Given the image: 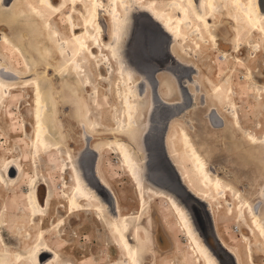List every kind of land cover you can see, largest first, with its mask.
I'll use <instances>...</instances> for the list:
<instances>
[{
    "label": "bare ground",
    "instance_id": "1",
    "mask_svg": "<svg viewBox=\"0 0 264 264\" xmlns=\"http://www.w3.org/2000/svg\"><path fill=\"white\" fill-rule=\"evenodd\" d=\"M261 3L262 0H59V3L55 5L52 0H0V27L5 29L0 32V103L18 88V79L33 75L34 68L32 65L30 66L27 60L28 54L24 49H21V42L18 44L11 37L15 34V26L17 27L19 23L23 22L27 25L29 20L39 24L44 39L58 51V55L61 57L60 62L55 66L57 71L55 74L61 76L75 75L88 83L85 87L91 86L87 64L91 62L90 60L98 61L97 57H101V64L107 69V73L117 76L116 96L119 107L115 109L114 116L117 127L103 134L107 136L105 147L111 149L118 156V164H120L124 176L135 191L137 210L126 212L128 209L122 206L115 188L103 171L101 162L103 151H101V145L98 143H93L91 147L82 150L80 157L73 156L70 151L66 153L67 165L65 163L63 165L69 171V184L63 178L65 181L63 186L67 190H63L57 200V208H61L63 213H66L67 218L71 219L82 213H87L91 216L86 223L92 226H100L105 230L111 244L115 247L116 255L115 257L111 255L110 259L104 260L101 264H161L158 260L153 262L147 260V258L154 259L157 244L155 245V241H150L148 226L153 227L152 219L149 216H143L149 209L153 210L152 207L156 205L157 199L165 200V203L171 208L179 223L178 225L191 243L194 256V259L193 256H189L190 260L186 256L177 261L172 259L170 264H220L195 231L182 202L168 188L170 178L168 177V180L165 179V181L162 179L160 171L164 168L167 175L170 171L169 166L187 191L207 206L214 224L216 237L221 247L233 258L235 264H256L253 260L251 238L256 239L264 253V221L258 215L259 204L242 200L240 191L235 190L230 183L216 174L211 165L209 167L207 160L199 150L200 148L198 149L192 140V126H190V131H187L180 122L184 120L186 112L191 110L189 112L191 113L190 118L187 123L184 120L185 123L190 125V121H197L195 102L197 95L193 86L199 81L201 68L189 58L192 55H202L203 45H209L211 50L218 52L220 63L243 62L236 53L241 50V45L246 41L247 46L253 49L252 54L247 56V60L250 61L254 53H259L262 48L264 49V12L261 10ZM67 5L70 6L69 14L66 15L70 24L68 36L62 34L56 26L52 25L54 17L61 14ZM77 6L81 8L78 9ZM72 13L78 15L79 24L74 22ZM135 13L149 15L160 26L170 38L171 57L181 67L191 69L193 79L187 78L181 82L178 73L176 75L163 68L165 73L163 70L156 76L158 88L155 89L152 82L148 80V76H150L148 72L154 73V66L142 63L141 70L138 71V68L136 69L132 65L126 52L133 37L134 23L136 26V21L134 22ZM222 20L229 21L230 27L227 29V36L220 39L217 36V29L222 27L220 25ZM255 35L259 36L258 40L254 39ZM15 36L18 35L15 34ZM220 40L223 45L229 47L228 50L220 48ZM97 52L98 54H96ZM14 54H17L23 61V63H19V66L13 63L12 56ZM163 63L164 61L158 64H166ZM206 76H204V82L208 86L207 97L210 105L213 106V110L228 107L234 118L232 124L236 127L235 130L240 129L251 143L262 144L264 147V141L259 140L252 132L242 131L241 123L243 122L240 123L237 120L240 116H238L234 101L235 90L231 77L226 75V78L219 79L214 75L216 81L213 77ZM245 77L248 85H250V81L253 79L251 68L247 67ZM22 81L25 84L30 83L32 89L31 103L34 106L32 113L33 152L35 155H41L47 150L59 149L61 144L57 138L54 139L52 130L51 101L53 99L51 94L49 95L47 89L35 78H22ZM189 85L191 93L185 92ZM176 88L178 92H176ZM253 91L261 97L264 87L260 89L254 85ZM97 93L98 90L94 87L92 91L94 98H92L91 105L84 101H77L72 106L77 122H84L82 125L92 132L102 128L99 117L91 115V107L98 108L95 104ZM177 95L179 100L174 102L173 99L178 98ZM190 95L191 97L194 96V100L191 99L190 101ZM190 105L191 108L186 110L185 114L182 113L170 118L172 120H170L167 129L166 123L169 120L167 116L173 111V115H177L179 110ZM5 128L4 125L0 124V131ZM200 132L199 128L198 133ZM86 151H91L95 158L98 157L95 178L100 188L109 195L113 209H110L108 203L90 187V183L88 184L82 175L78 162H82L84 169L87 168L88 153ZM255 160L257 159L255 158ZM159 166L162 170L158 169ZM29 170L31 171V169ZM24 172L25 168L22 166L21 160L19 163L16 159L10 158L5 162L0 172V190L17 184L16 182L21 179L20 177ZM36 178L37 176L30 178L29 188L24 193L25 209L22 210V215L27 216L29 228L33 230L32 242L23 252L16 253L15 261L12 263L7 257L6 250L0 249V264H77L67 258L65 253V255L62 254L63 248L59 250L50 244L48 228H45L48 215L46 210L54 204L55 198L52 197L53 195L51 196L52 191L48 186L45 197L41 201L39 193L37 194L35 190ZM260 196L264 202V187ZM223 204L226 205V208ZM4 206L0 207V229L6 226L7 210ZM156 207L159 208V205L157 204ZM223 208L228 214H232L233 210L237 212L240 221L239 228L243 239L247 242L246 259L238 247L229 244L218 232L216 213L218 209ZM60 224L61 222L57 225L53 223L50 228L59 230ZM6 230L4 228V231ZM244 230L248 231V236L243 234ZM28 235L30 233H27ZM2 241H0L1 245L5 246ZM81 252L86 253L87 251ZM11 257L10 259H12ZM96 262V258L92 257V264H98Z\"/></svg>",
    "mask_w": 264,
    "mask_h": 264
},
{
    "label": "rangeland",
    "instance_id": "2",
    "mask_svg": "<svg viewBox=\"0 0 264 264\" xmlns=\"http://www.w3.org/2000/svg\"><path fill=\"white\" fill-rule=\"evenodd\" d=\"M52 2L56 5L59 3V0H52ZM76 8L80 9L81 7L77 6ZM69 10L70 6H65L62 13L55 16L54 20H52V25L56 26V28L66 36L70 34V24L66 18V15L69 14ZM72 16L74 22L79 24L80 20L78 15L72 13ZM101 17L104 18V16L102 15ZM101 21L102 23L104 22L103 19ZM220 23L222 27H219L217 29V36L221 39L222 37L227 36V29L230 23L227 20H222ZM4 30V28H1L0 32ZM14 30L15 34H17L18 36H15L14 34V36L11 35V37H13L14 40L18 42V44L19 42H21V49H24V51L28 54L29 58L27 57V60L30 66L32 65V67L34 68V71L32 72L33 75L31 74V76L21 77L20 79H18V88L13 90L10 95L6 96L0 103V124L6 127L4 130L0 131V172L5 165V162H7L10 158L16 159L19 163L21 160V164L25 168V172L20 177L21 179L16 182L17 184L0 190V207L2 205H5L4 207L7 210V215L5 217L6 226L0 229V241L3 240L2 242L5 246L1 245L0 243V249L6 250L7 257L12 263L15 261L16 253L23 252L26 247L31 244V234L33 233V230L29 228L27 223V216L22 215V210L25 209V190L29 188L31 179L34 176H37L35 190L37 191V194L39 193L38 195L41 201H43V198L45 197L48 186L52 191L51 196L53 195L52 197L55 198V200L53 201L55 205L52 204L51 207L46 210L48 215L45 222V228H48V239L51 243L49 241L48 242L51 245L57 247L59 250L63 248L62 254L65 253L66 255H64L67 258H70L74 263L76 262V259L81 258L82 262L80 264H92V257H95L97 260L96 263L101 264L102 262H104V260L110 259V257L112 256L115 257L116 255L115 247L111 244V241L107 237L105 230L100 226H92L91 224L86 223L88 221V218L91 216L87 213H82L78 216L72 217V220L67 218L66 213H63L61 208H57V200L62 194L63 190H67L65 186H63L65 183L63 178H65L66 183L69 184V171L65 166L67 165L66 153L70 151L73 156H79L82 153L81 151L86 147H91L93 143H98L101 145V151H103L101 154L103 156H101L103 171L107 178L110 179V182L115 188L122 206L128 209L126 210V212L137 210L135 191L133 190L131 183L124 176V172L121 169L120 164H118V156L113 153L111 149L105 147L107 136L103 134L106 131L112 130L113 128L117 127V124L114 122L115 109L119 107V102L116 96L117 76L109 75V73H107V69L104 67V65L101 64V57H97L99 59L98 61L90 60L91 62L87 64L91 86L85 87L88 83L84 82L82 78H77L75 75L70 74L61 76L60 74H55V72H57L55 66L60 62L61 57H59L58 51L52 48L44 39L39 24L36 21L31 22L29 20V22H27V25L24 22L19 23V26H15ZM254 39L258 40L259 36L255 35ZM219 42L221 44V40ZM220 48L224 50L229 49L228 46H225L223 44L220 45ZM201 52L202 55H192L190 58L188 57L189 59H191V61H193L197 66L201 68V74L198 77L199 84L197 83L193 86L196 90L195 92L197 95L195 98L196 110L199 111V113L201 110L203 111L207 107H213L212 105H210V103L203 104L202 93H207V91H204L203 89V87L206 85L204 82V73L211 78L213 77V79L216 81L217 79L214 78L213 73H218L220 77L222 73L226 71V74H228V77H231V79L234 76L236 78L234 82L241 85L243 93L246 95V97L243 98L246 102L248 100L249 89L253 91L254 85L259 87L260 89L264 87L263 48L259 53H254L253 57H251V60L248 61L247 56L252 54L253 49L249 48L246 41H244L241 45V50L239 51L240 53H236L243 62L233 61L228 63L226 62L225 64L220 63V59L217 54L218 52L211 50L209 45H203ZM96 54H98V52ZM12 58L13 63L18 66L23 63L22 59L17 54H14ZM96 63L99 65H97ZM247 67L252 69L253 77L255 76V80H251L250 85H248L247 79L245 77V71ZM233 69L240 70V72H234L232 71ZM22 78L37 79V81L47 89V93L49 95L51 94L50 96H52L51 98L53 99L51 101V122L53 124L52 130L54 133V139L57 138V140H59L61 144L59 148L60 151L59 149H51L45 151L41 155H35V153L33 152L32 113L34 110V106L33 103H31L32 89L31 84H25V82L22 81ZM94 87L98 90V95L96 94L95 98L97 101L95 104H97L98 108L91 107V115L99 117L102 128L96 129L95 132H92V130L90 131L89 128L82 125L84 122H77L74 116L75 111L72 106L77 103V101H84L91 105L92 98H94L92 95ZM254 95L257 124H259L264 119V92L262 91L261 97L257 92L254 93ZM103 96L105 101L103 100ZM204 99L208 100V97L206 96ZM189 112L190 111H188V113L186 114L187 117L185 116L184 118V120H186V123L189 119L188 116H190ZM200 119L201 117L199 118V122L194 120L192 122V126L195 131H197V127L203 128L204 130L205 124H207L205 122L206 120L203 121V119ZM184 120L180 121L182 123V126H184L187 131H190V125L186 124ZM204 131H208L209 133L208 140L207 138L206 140H202L203 138L198 134H193V132L190 133L192 140L194 141L198 149L200 148L199 150L207 160L208 165L212 166L209 167L214 169L216 171V174L230 183L235 190L240 191L242 200H248L252 204L258 203V215L264 221V202L262 201V198L260 196V193L263 192L264 187L263 145L251 143L247 139L246 135L242 132L238 134V136H236L237 138H231L230 141H227L222 137L219 131H210L209 129H205ZM256 136L259 140L264 141V129H257ZM230 144H235L236 147H239L241 151L235 150L234 148H232V146H230ZM228 148H230V150L226 151ZM251 150L253 151V153ZM240 152H251L253 154V157L257 159V167H253L252 171H250L251 173L248 172V167H243V162L236 164V155ZM64 163L65 165H63ZM63 168L64 170H62ZM29 169H31L33 173ZM155 202L156 205H159V208H157L156 205H153L154 208L152 207V209L154 211L149 209L147 213L143 214V216H149L152 219L153 227L148 226L149 236L151 239L150 241H155L154 243L156 245V239L158 240L159 238V240H161V243L157 244L156 246V253L153 257L154 259L152 260V258H147V260H151L152 262L154 260H158V262L160 261L161 264H163V261L164 264H170L172 259L177 261L178 259L180 260V258H183L185 256L186 258L188 257V260H190L189 256H193L191 243L180 225H178L179 223L175 218L171 208L167 203H165V200L157 199ZM223 205L224 207L226 206L225 204ZM225 208L220 210L218 209V212L216 213L218 232L220 236L225 239V241L235 247H238V249L243 254L242 256L244 257V259H246L247 242L242 237L239 228L240 221L237 212L233 210L232 214H228ZM59 222H61V224L59 225V230L50 228L51 224L54 223V225H57V223ZM7 223L9 224V226L13 227H9ZM4 228H6L7 230L4 231ZM86 228L88 231L86 230ZM50 230H52L53 233ZM27 233H30V235L27 236ZM243 234L245 236H248V231L244 230ZM90 236L92 239L90 238ZM23 240L24 242H22ZM251 243L253 245V260L256 264H263L264 253L262 251V248L254 238H251ZM67 244L70 245L68 246ZM152 245L151 248H153ZM85 246H90L92 248V253L90 254V256L87 252L82 253L84 254V257H80L79 253H77L75 249H82ZM10 257L12 259H10ZM192 258L194 259V256Z\"/></svg>",
    "mask_w": 264,
    "mask_h": 264
},
{
    "label": "water",
    "instance_id": "3",
    "mask_svg": "<svg viewBox=\"0 0 264 264\" xmlns=\"http://www.w3.org/2000/svg\"><path fill=\"white\" fill-rule=\"evenodd\" d=\"M261 10L264 12V0L261 3ZM136 21L135 29L133 30V37L130 40V45L128 46V51L126 55L132 65L139 71L141 70V65L144 60H151L149 65L154 66L153 72L160 68H166L167 70L175 73L179 71H186L189 68L181 67L170 55V38L165 34L160 26L155 23L151 17L145 13H135L134 22ZM165 56L169 59V64L161 65L158 64L157 60L159 57ZM145 58V59H144ZM144 66V65H143ZM171 112L167 118H173L178 116ZM88 153L87 168H83L82 162H78L82 175L86 182L94 189L104 201H106L110 207L113 209L111 199L107 192L100 188L97 179L95 178V168L96 160H94L95 155L91 151H86ZM80 161V160H79ZM170 171L167 173L164 168L161 169L159 166L162 179L168 180L170 191L176 195V197L184 205L192 225L195 231L198 233L204 245L208 248L210 253L215 257V259L220 264H235L233 258L221 247L215 233L214 224L212 218L209 215L207 206L193 197L187 189L183 186L179 178H177L176 173L169 166ZM168 172V171H167ZM168 186V185H167Z\"/></svg>",
    "mask_w": 264,
    "mask_h": 264
},
{
    "label": "flooded vegetation",
    "instance_id": "4",
    "mask_svg": "<svg viewBox=\"0 0 264 264\" xmlns=\"http://www.w3.org/2000/svg\"><path fill=\"white\" fill-rule=\"evenodd\" d=\"M229 27H230V25L228 26V28ZM221 44H222V42H221ZM225 46H227V45H225ZM146 61L144 60V64L145 65L148 64V63H150L149 61H151V60H146ZM163 61L166 64L169 63V59H167V57H165V56H161L157 60L158 63L159 62H163ZM163 70H164V73H165V69H163V68H160V69L155 70L154 73H149L148 72V74H150V76H148L149 79L148 78L147 79L152 82V85H153V87L155 89L158 88V81H157L156 76L159 75L160 73H162ZM190 71H191V69H188L187 70L188 74H187L186 71L185 72L184 71L183 72L182 71H179L178 72V77L180 78L181 82H182L183 79L184 80L185 79L187 80V78H192L193 79V77H192L193 72L192 71L190 72ZM232 71H236L238 73L240 72V70H234V69ZM185 73H186V75H185ZM190 74H191V76H190ZM213 75L219 77L218 74L213 73ZM226 75H228V74H226V71H224V73H222V75L219 77V79L224 78V77L226 78ZM230 75H232V74H230ZM204 76H206L205 73H204ZM235 80H236V78L233 76L232 77V81L234 82ZM252 80H255V76L253 77ZM233 85H234V90H235L234 101L236 103L237 112L239 114L238 116H240V117L237 118V120L240 121V123L243 122V123H241L242 124V127H243L242 131H249V132H252V133H254L256 135V130L257 129H260V130H263L264 129V119L262 120V122H260L259 124H257L256 104H255V95H254L255 92L252 91L251 89H249L248 100L246 102L243 99V98L246 97V95L243 93V89H242L241 85L238 84V83H235V82H234ZM203 89H204V91H206L207 90V86L205 85L203 87ZM177 90L178 89L176 88V92H178ZM186 91H188V92L191 93V87H190V85L188 87H186L185 92ZM207 95H208L207 93H202L203 104H209L210 103L209 99L208 100H205L204 99ZM177 97H178V95H177ZM186 97H187V94H186ZM191 99L194 100V96L191 97V95H190V101H191ZM176 100L178 101L179 100V97L173 99L174 102ZM189 108H191V105L188 106V107H186V108L183 107L181 110L178 111V115L179 114L181 115L182 113L185 114L186 110H189ZM196 112H197V116H196L197 122H199L198 119L200 117H201V120L202 119H203V121L206 120L205 122L207 124H205L204 130L205 129H207V130L209 129L210 131H212V130L213 131H219L221 133L222 137L224 139H226L227 141H230L231 138H235L236 136H238V134L241 133V130L240 129H236L235 130L236 127H234L233 124H232L233 121H234V118L232 117L233 116L232 115V112H231V110L228 107L222 108V109L216 108V110H213V107H207L205 110H203V111L201 110L200 113L197 110H196ZM186 114H187V112H186ZM186 114H185V116L187 117ZM188 118H190V116H188ZM239 118H241V120H239ZM170 120H172V119H169L167 121V123H166L167 129H168V124H169ZM190 122H191L190 123V126H192V121H190ZM190 126H189V129H190ZM191 129H192L191 131L193 132V130H194L193 126L191 127ZM196 130L197 131L194 130L193 134L194 133L195 134H198L200 137L203 138L202 140H204V139L206 140V138L208 140V135H209L208 131L205 132L203 130V128H200L201 132L198 133L199 127H197ZM230 146H232V148H234L235 150L241 151L240 148L239 147H236L235 144H230ZM228 150H230V148H228L226 151H228ZM80 155H79V157H80ZM236 156H237V160H236L237 162H236V164L237 163H240V162H243V167H248V170H249L248 172L252 171V168L253 167H257L258 162H257V160H255V158L253 157V154L251 152H244V153H241L240 152V153H237ZM97 158L98 157L95 158L96 163H97ZM156 242H157V244H160L161 243V240H159V238H158V240L156 239ZM75 251H77V253H79V255L81 257L82 256L84 257V255L82 254L84 252H81V251H87V253H89V256H90V254L92 253L91 252L92 251V248L90 246H85V247H83V249H80L79 248V249H75ZM85 257H88V256H85ZM81 262H82L81 259H78V260L76 259V263L77 264H80Z\"/></svg>",
    "mask_w": 264,
    "mask_h": 264
}]
</instances>
